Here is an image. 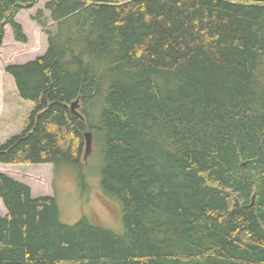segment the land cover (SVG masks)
Returning <instances> with one entry per match:
<instances>
[{
    "label": "trees",
    "instance_id": "16d2710c",
    "mask_svg": "<svg viewBox=\"0 0 264 264\" xmlns=\"http://www.w3.org/2000/svg\"><path fill=\"white\" fill-rule=\"evenodd\" d=\"M39 1L54 29L39 9L46 51L5 67L33 109L0 164L80 170L89 132L122 231L0 172V264H264V0H0V47Z\"/></svg>",
    "mask_w": 264,
    "mask_h": 264
},
{
    "label": "rangeland",
    "instance_id": "374dc122",
    "mask_svg": "<svg viewBox=\"0 0 264 264\" xmlns=\"http://www.w3.org/2000/svg\"><path fill=\"white\" fill-rule=\"evenodd\" d=\"M44 1H39L31 8L23 9L16 15L25 34L26 43L16 42L11 28L4 27V37L0 47V143L12 135L18 134L29 112L33 109L30 101L22 100L16 91L12 77L5 72L8 64H22L42 55L47 49V36L34 18L39 9L47 27L54 29L49 12L44 8ZM86 142V136H85ZM85 157L84 167L64 166L54 174L52 164H0V172L27 184L34 197L40 195L55 196L60 206L61 218L65 223H75L83 216L99 222L115 233H121L120 208L116 200L105 198L100 192L101 156L94 155L92 149ZM83 175L88 189L82 190L78 177ZM115 204L116 206H114ZM0 213L6 212L0 201ZM121 226V227H120ZM120 228V229H119Z\"/></svg>",
    "mask_w": 264,
    "mask_h": 264
},
{
    "label": "water",
    "instance_id": "95a60500",
    "mask_svg": "<svg viewBox=\"0 0 264 264\" xmlns=\"http://www.w3.org/2000/svg\"><path fill=\"white\" fill-rule=\"evenodd\" d=\"M78 108H79V99L77 98L73 102H71L70 109L72 113L80 116L78 112ZM85 136H86V149H87V154H88L90 152V146H91V134L88 132L85 134Z\"/></svg>",
    "mask_w": 264,
    "mask_h": 264
}]
</instances>
